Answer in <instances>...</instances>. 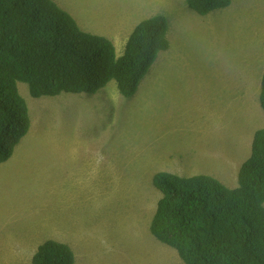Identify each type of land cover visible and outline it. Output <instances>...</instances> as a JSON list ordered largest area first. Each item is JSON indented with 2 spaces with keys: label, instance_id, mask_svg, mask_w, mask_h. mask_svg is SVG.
I'll list each match as a JSON object with an SVG mask.
<instances>
[{
  "label": "rangeland",
  "instance_id": "rangeland-1",
  "mask_svg": "<svg viewBox=\"0 0 264 264\" xmlns=\"http://www.w3.org/2000/svg\"><path fill=\"white\" fill-rule=\"evenodd\" d=\"M54 1L118 56L141 21L165 15L171 48L131 99L114 81L97 94L40 99L18 83L32 126L0 164V264H32L48 240L69 245L75 264H185L150 232L162 198L153 177L238 187L252 151L241 135L264 127L253 80L264 75V0L207 16L186 0Z\"/></svg>",
  "mask_w": 264,
  "mask_h": 264
},
{
  "label": "trees",
  "instance_id": "trees-1",
  "mask_svg": "<svg viewBox=\"0 0 264 264\" xmlns=\"http://www.w3.org/2000/svg\"><path fill=\"white\" fill-rule=\"evenodd\" d=\"M200 16L228 9L233 0H186ZM169 21L155 15L141 21L118 56L107 37L83 31L54 0H0V164L31 129V97L97 94L114 81L133 98L157 61L171 48ZM260 106L264 111V75ZM162 194L150 232L175 249L185 264H264V128L255 132L238 187L210 176L180 177L159 172ZM72 248L56 240L39 246L32 264H75Z\"/></svg>",
  "mask_w": 264,
  "mask_h": 264
},
{
  "label": "crops",
  "instance_id": "crops-1",
  "mask_svg": "<svg viewBox=\"0 0 264 264\" xmlns=\"http://www.w3.org/2000/svg\"><path fill=\"white\" fill-rule=\"evenodd\" d=\"M260 79H261V78H260ZM260 79H259V82H258L257 79L253 78L255 89L258 90V93L260 92V94H261V81H260ZM239 96H240V94H239ZM259 100H260V96H259ZM241 101L245 103V102H247V99H246V98H243V99H241ZM236 102H237V101H236ZM249 102H250V101H248V102L246 103V106H247V107H249V106H248ZM249 108H253V107H249ZM230 111H232V108H230ZM236 111H237V110H236ZM244 114H248L247 110L244 111ZM261 128H264V127H261ZM261 128H260V129H261ZM257 130H258V129H257ZM257 130H256V131H257ZM256 131H255V132H256ZM255 132H254L251 136H249V133H247V132L243 133V134H245V135H241V136H243V137H249V144H248L249 146H251L252 143H253V139H252V137L254 138V134H255ZM212 152H213V156H219V155L221 154L219 148H217L216 150H214V151H212ZM251 152H252V151L248 152V153H249L248 155L251 156ZM250 156H249V157H250Z\"/></svg>",
  "mask_w": 264,
  "mask_h": 264
},
{
  "label": "clouds",
  "instance_id": "clouds-1",
  "mask_svg": "<svg viewBox=\"0 0 264 264\" xmlns=\"http://www.w3.org/2000/svg\"><path fill=\"white\" fill-rule=\"evenodd\" d=\"M65 94H66V93H65ZM59 96H60V95H59ZM261 109H262V108H261ZM263 112H264V111H263ZM259 129H260V128H259ZM259 129H258V130H259ZM261 129H262V128H261ZM169 173H170V172H169Z\"/></svg>",
  "mask_w": 264,
  "mask_h": 264
}]
</instances>
